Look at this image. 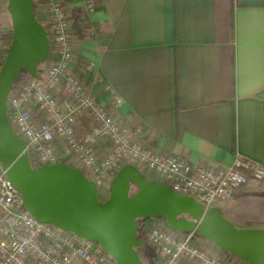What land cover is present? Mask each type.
I'll use <instances>...</instances> for the list:
<instances>
[{"label":"crops","instance_id":"1","mask_svg":"<svg viewBox=\"0 0 264 264\" xmlns=\"http://www.w3.org/2000/svg\"><path fill=\"white\" fill-rule=\"evenodd\" d=\"M86 1L67 0V8L75 13ZM99 2L89 17L95 33L79 31L74 52L94 62L85 79L104 106L130 130L141 127L145 143L162 154L214 167L237 157L264 166V0ZM0 19L12 28L1 2ZM127 164L162 182L145 166ZM217 206L235 226L264 227V181L250 180ZM203 243L228 263L247 264ZM146 245L137 251L150 264L154 250Z\"/></svg>","mask_w":264,"mask_h":264},{"label":"built area","instance_id":"2","mask_svg":"<svg viewBox=\"0 0 264 264\" xmlns=\"http://www.w3.org/2000/svg\"><path fill=\"white\" fill-rule=\"evenodd\" d=\"M99 5V0H87L73 13L67 0H34L50 53L39 66V77L26 71L15 81L7 103L9 122L26 142L22 152L28 153L32 166L63 162L78 167L94 182L100 197L110 195L121 167L134 162L159 174L174 190L194 196L206 209L232 200L250 180L264 181V166L250 159L237 157L230 166L214 167L157 152L145 143L141 127L130 130L90 92L85 76L93 71L94 62L76 59L75 36L79 31L95 33L89 17ZM9 45L0 36V68ZM112 94L116 106H121L123 98ZM104 142L106 153L101 152ZM0 169V264H116L101 247L95 248V241L39 221L24 208L21 191L1 164ZM150 219L148 229L140 231V238L154 250L150 264H232L198 241L195 231L182 232L164 219Z\"/></svg>","mask_w":264,"mask_h":264},{"label":"water","instance_id":"3","mask_svg":"<svg viewBox=\"0 0 264 264\" xmlns=\"http://www.w3.org/2000/svg\"><path fill=\"white\" fill-rule=\"evenodd\" d=\"M7 10L12 40L0 68V164L21 191L26 210L41 222L99 243L116 264H144L137 251L146 246L138 236V219L151 217H162L175 230L195 231L249 264H264V227L235 226L221 207L206 209L194 196L148 179L133 165L121 167L104 201L78 167L63 162L32 166L28 153L22 152L26 142L9 122L8 95L22 70L39 77L50 40L34 0H8Z\"/></svg>","mask_w":264,"mask_h":264},{"label":"rangeland","instance_id":"4","mask_svg":"<svg viewBox=\"0 0 264 264\" xmlns=\"http://www.w3.org/2000/svg\"><path fill=\"white\" fill-rule=\"evenodd\" d=\"M7 1L8 0H0V2L2 3V4H4V5H6V7H7ZM45 63H43L42 65H44ZM24 74V73H23ZM0 171H1V169H0ZM109 196V194H106V195H103L102 193L100 194V200L101 201H104L105 199H107V197ZM160 219H163L162 217H159ZM145 219H147V218H139V223H140V225H141V231H143V230H145L144 229V226H143V220H145ZM138 236L140 237V232L138 233ZM196 239L198 240V241H200V242H208V243H212V244H214L213 242H211V241H209V240H207V239H205V238H203V237H200V236H196ZM100 247V245H99V243H95V248H99ZM144 248H147V250L149 249V247H147V245L146 246H144ZM219 248V247H218ZM219 249H221V248H219ZM220 254V253H219ZM224 254V253H223ZM222 255V254H221ZM247 263V262H246ZM247 264H249V263H247Z\"/></svg>","mask_w":264,"mask_h":264},{"label":"trees","instance_id":"5","mask_svg":"<svg viewBox=\"0 0 264 264\" xmlns=\"http://www.w3.org/2000/svg\"><path fill=\"white\" fill-rule=\"evenodd\" d=\"M0 36L2 37V38H4L5 40H7L8 42H11V40H12V28H10L9 30H4V31H0ZM6 54H7V50H6V52H5V55L3 56V57H6ZM42 65V64H41ZM40 65V66H41ZM26 71L25 70H22V73H21V75L23 74V73H25ZM164 183V182H163ZM136 190V188L134 187L133 189H132V191H135ZM138 222H139V219H138ZM140 224V223H139ZM142 227H141V225H140V231L142 230L141 229ZM145 230L146 229H148V227L146 226L145 228H144ZM139 231V232H140ZM223 252H225V253H229V252H227V251H225V250H223V249H221ZM231 254V253H230Z\"/></svg>","mask_w":264,"mask_h":264}]
</instances>
